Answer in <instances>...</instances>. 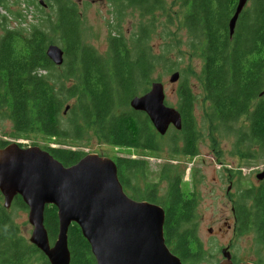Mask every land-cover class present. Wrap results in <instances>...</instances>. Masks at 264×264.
Here are the masks:
<instances>
[{
    "label": "trees",
    "instance_id": "1",
    "mask_svg": "<svg viewBox=\"0 0 264 264\" xmlns=\"http://www.w3.org/2000/svg\"><path fill=\"white\" fill-rule=\"evenodd\" d=\"M175 1L184 9L181 21L186 45L198 52L202 64V94L198 96L203 112L201 126H206L210 135L232 138L234 153L239 158L264 159V0H250L233 35L229 34L228 20L236 0ZM23 2L22 12L14 8V4H21L18 0H0V10L6 11L0 16V118L11 123L14 137L35 133L60 141L63 147L45 150L65 166L87 154L73 149L66 141L83 136H92L110 147L139 150L157 157L165 146L170 159L198 155V100L186 71L180 73L176 91L180 130L171 127L161 136L144 112L129 107L131 98L148 90L158 68L165 63L168 70L173 67L169 57L153 53L149 44L151 30L147 26H141L131 42L121 35L112 36L107 55L103 56L84 43L75 2H39L53 10L39 18L40 23L27 22L31 2ZM110 2L121 14L128 8H137L144 17L154 15L166 5L165 0ZM10 18L17 21L16 26L9 25ZM50 44L64 50L62 65L56 66L46 56ZM211 140L214 145V139ZM8 143L0 141V147ZM116 167L119 181L132 199L164 206L163 234L168 248L184 264L203 259L193 223L194 199H184L181 190L184 171L172 163L163 165L158 179L166 183L167 189L160 194L159 182H146L150 176L146 160L117 158ZM242 196L249 206L244 216L237 219V232L245 231V224H252L258 242L264 245V185L248 188ZM11 205L27 209L20 196ZM43 223L49 242L53 243L58 231L54 205H46ZM67 240L69 264H96L77 224L69 225ZM0 264H49L44 254L22 236L9 208L3 206L1 193Z\"/></svg>",
    "mask_w": 264,
    "mask_h": 264
},
{
    "label": "water",
    "instance_id": "2",
    "mask_svg": "<svg viewBox=\"0 0 264 264\" xmlns=\"http://www.w3.org/2000/svg\"><path fill=\"white\" fill-rule=\"evenodd\" d=\"M246 2L237 1L228 22L230 35ZM45 53L56 66L62 65L61 46L50 44ZM179 77L176 71L169 82L175 83ZM129 107L144 112L161 136L170 126L181 128L180 113L166 104L161 81H153L145 93L131 98ZM256 178L264 179V169ZM0 193L5 208L11 206L15 197H21L32 227L29 242L44 254L49 264L70 263L67 231L71 223L80 228L96 264H183L165 243L164 209L156 203L129 197L119 181L116 164L109 157L86 154L65 166L37 146L23 147L18 142H9L0 147ZM49 204L56 207L58 218L52 244L43 223ZM221 255L223 259L218 264H251L232 262L227 247L221 250Z\"/></svg>",
    "mask_w": 264,
    "mask_h": 264
},
{
    "label": "rangeland",
    "instance_id": "3",
    "mask_svg": "<svg viewBox=\"0 0 264 264\" xmlns=\"http://www.w3.org/2000/svg\"><path fill=\"white\" fill-rule=\"evenodd\" d=\"M24 1L31 2L28 6V23H40L39 18L53 13L52 8L40 5V0ZM41 1L44 2V0ZM72 1L77 4L80 12L81 34L84 43L92 46L97 53L103 56L107 55L109 39L112 36L121 35L124 38H129L131 42V39L140 31L141 26H147L149 31L151 30L149 44L153 53L169 57L173 66L168 70L165 63L163 67L158 68L152 76L153 81L163 83L166 104L176 108V91L179 79L175 83H170L169 78L176 71L187 72L186 78L192 85L198 100L195 107V119L199 125L201 139L198 144L197 156L189 158L177 155L173 159H170L166 150L167 146L157 157L152 153L134 149L110 147L92 136L88 138L83 136L81 139L70 138L66 140L67 144L73 149L81 150L87 154H98L109 158L124 156L146 160L150 171L146 182L149 184L159 182L160 184L157 186H159L158 191L161 194L167 189L166 183H161L158 179L161 167L168 162L174 164L180 171H184L181 190L183 193L194 191V196L198 201L193 223L204 252L203 259L193 264H218L223 258L221 250L226 247H229L230 253L237 262L251 263L259 259L264 261V245L260 244L256 237L253 238L254 232L251 229V231L246 229L242 233H238L237 228L234 227L230 212L231 203L229 195L226 194L228 184L232 181L234 182L232 192H235L236 188L245 189L259 185L260 182L256 175L264 169V159L245 161L239 158L234 153L232 138L222 139L210 135L207 127L201 126L203 112L200 108L201 98L198 96L202 94L200 84L202 64L198 52L189 49L186 45V32L181 21L184 9L180 8L175 0H165V8L156 10L154 15L144 17L137 8H128L121 14L117 12V8L110 0ZM18 2L21 4H14V8H20L22 11L24 2L23 0H18ZM4 12L6 11L1 8L0 16L4 15ZM32 14L34 15L32 16ZM9 21L10 26H16L17 21L11 18ZM211 139H214V145ZM0 141L18 142L22 146L25 145L23 147L37 146L43 150L47 147H63L59 145L60 141H52L35 133L28 134L27 137L16 138L13 136L11 123L2 118H0ZM125 193L128 194L126 191ZM9 211L14 221L18 223L20 233L29 241L32 227L27 221L28 209L11 205Z\"/></svg>",
    "mask_w": 264,
    "mask_h": 264
},
{
    "label": "flooded vegetation",
    "instance_id": "4",
    "mask_svg": "<svg viewBox=\"0 0 264 264\" xmlns=\"http://www.w3.org/2000/svg\"><path fill=\"white\" fill-rule=\"evenodd\" d=\"M237 1L238 0H236L235 1V5L233 6V10H232V12H231V14L229 15L230 17H229V20H230V18L232 17V15H233V13H234V11H235V7H236V4H237ZM248 1L249 0H247V2H246V4H245V6L243 7V9H242V11L239 13V15H238V17H237V19H236V23H235V27H234V29L236 28V24H237V22H238V20H239V16L242 14V12L246 9V7H247V5H248ZM23 12V11H22ZM229 20H228V22H229ZM234 32V31H233ZM200 35H201V33H199ZM233 35V34H232ZM200 43H201V38H199V42H198V45H200ZM200 52V51H199ZM172 126H170L169 128H171ZM168 128V129H169ZM139 151V150H138ZM117 158H124V156H117V157H115V158H111L113 161H114V163L116 164V159ZM132 158V157H131ZM182 182V181H181ZM259 185H257L256 186V188H258L260 185H264V179H262V180H259ZM192 183L194 184V182L192 181ZM233 181L231 182V183H229L228 184V187H227V192H226V194L227 195H229V200H230V203H231V206H230V212H231V214H232V218H233V223H234V227L235 228H237V222H238V217H240V216H244V214H245V211L247 210V208H248V206H249V203L247 202V199H245L244 198V196H242V193L243 192H246L247 190H248V187L247 188H245V189H238V188H236V190H235V192H232V187H233ZM249 188H251V187H249ZM125 191V190H124ZM127 192V191H126ZM194 192V191H193ZM192 192V190L191 191H187V192H184V193H186V194H184L183 193V191H182V193H183V198L184 199H186V200H191V199H194V203H195V211L194 212H196V209H197V205H198V201L196 200V198H195V196H194V193ZM160 193V192H159ZM164 193V192H163ZM162 193V194H163ZM196 193V192H195ZM161 194V193H160ZM128 195V194H127ZM129 197H131V195H128ZM14 200V199H13ZM136 200V199H135ZM138 200H144V199H138ZM144 201H147V200H144ZM243 201H245V203L243 202ZM13 202V201H12ZM12 204V203H11ZM157 204V203H156ZM158 205H160L163 209H164V206H162L161 204H158ZM165 212V211H164ZM246 225V228L247 229H249V230H247V231H253L254 232V237L253 238H257L258 240H259V238H258V233L256 234V232H255V227L252 225V224H245ZM251 229V230H250ZM50 244H52V243H50ZM228 248V250H229V247H227ZM229 252H230V250H229ZM230 256H231V261L232 262H234V263H240L241 261H235L236 259H234V257L232 256V254L230 253ZM223 259V258H222ZM247 263H250V262H247ZM251 264H264V261L261 259H259L258 261L257 260H255V261H253V262H251Z\"/></svg>",
    "mask_w": 264,
    "mask_h": 264
}]
</instances>
